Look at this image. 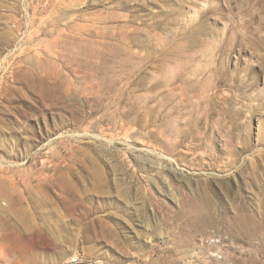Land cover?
I'll list each match as a JSON object with an SVG mask.
<instances>
[{
  "label": "rangeland",
  "instance_id": "1",
  "mask_svg": "<svg viewBox=\"0 0 264 264\" xmlns=\"http://www.w3.org/2000/svg\"><path fill=\"white\" fill-rule=\"evenodd\" d=\"M0 264H264V0H0Z\"/></svg>",
  "mask_w": 264,
  "mask_h": 264
},
{
  "label": "bare ground",
  "instance_id": "2",
  "mask_svg": "<svg viewBox=\"0 0 264 264\" xmlns=\"http://www.w3.org/2000/svg\"><path fill=\"white\" fill-rule=\"evenodd\" d=\"M53 47H54V46H53ZM49 48H50V47H49ZM55 48H56V47H55ZM50 49H51V48H50ZM53 49H54V48H53ZM53 49H52V50H53ZM97 50H98V49H97ZM49 51H50V50H49ZM85 63H86V62H85ZM51 65H52V64H51ZM56 65H57V64H56ZM108 69H109V68H108ZM95 71H96V70H95ZM95 71H94V72H95ZM120 71H121V70H120ZM102 74H104V73H102ZM124 74H125V73H124ZM92 76H93V75H92ZM103 89H104V87H103ZM51 91H52V90H51ZM106 106H107V105H106ZM112 107H113V106H112ZM116 108H117V107H116ZM209 122H210V120H206L205 124L208 125ZM20 143H21V142H20ZM21 148H22V147H21ZM19 150H20V149H19Z\"/></svg>",
  "mask_w": 264,
  "mask_h": 264
}]
</instances>
